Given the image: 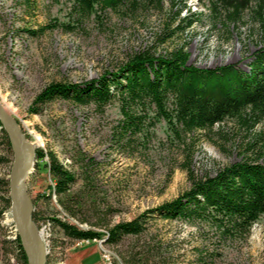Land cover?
I'll list each match as a JSON object with an SVG mask.
<instances>
[{"label": "rangeland", "instance_id": "obj_1", "mask_svg": "<svg viewBox=\"0 0 264 264\" xmlns=\"http://www.w3.org/2000/svg\"><path fill=\"white\" fill-rule=\"evenodd\" d=\"M263 48L264 0H0V102L35 149L26 190L45 264H264L263 212L159 208L219 176L262 201ZM137 55L149 78L180 60L181 79L129 82ZM0 226V264H20L3 243L18 236L10 207Z\"/></svg>", "mask_w": 264, "mask_h": 264}, {"label": "trees", "instance_id": "obj_2", "mask_svg": "<svg viewBox=\"0 0 264 264\" xmlns=\"http://www.w3.org/2000/svg\"><path fill=\"white\" fill-rule=\"evenodd\" d=\"M254 63L256 67L259 68V74L262 75V80H264V48L257 52ZM146 64L147 62L142 58V56H135L131 60L128 69L125 71V74H123L122 77L129 79V82L132 81L135 83H138L140 81V78H143L142 80L149 86L168 82L170 81L172 76L181 79L183 70L180 68L181 62L178 59L166 60L165 62L161 63L158 67L157 74H155L154 72L153 78H149L147 76L146 70L143 68V66ZM115 79L117 87H120V82H118L116 77ZM113 80L111 78H109V80L102 79L97 83L95 87L91 86L90 89L86 88L82 92L86 93L87 89H89L91 92L93 91L95 93L99 92L106 94L109 92L110 83H114ZM59 91L65 93L64 88L62 87L59 88ZM74 93L75 95L78 94V92ZM197 99L202 104V118L204 122L211 123V120L208 119L207 116V109L209 108L210 104H212V100L206 99L204 98V96H199L197 97ZM0 133L2 140L1 144L5 147L7 153H11V146L8 136L1 126ZM4 161H6L5 158L0 157V164ZM249 170L250 168L246 167V173H248ZM257 177L263 180L262 175L258 174ZM8 186V180L0 179V200L1 202L3 200V204L0 206V220L3 216V213L10 207ZM2 191L4 193L3 195L1 194ZM199 196L201 198H199ZM262 198V201H259L253 194V192H251L249 189H245L244 187L235 184L231 179H226V177L219 176L215 178H205L195 181L192 184L191 189L184 195V198H181L182 200H174L172 202L161 205L159 208L162 209V211H164L167 216L169 215L171 217L185 215V208L187 206H190L191 204H206L207 206L223 210L239 208L247 212L264 213V196ZM31 219L35 222L36 215L33 212H31ZM56 224L58 227H60L63 234L74 240L92 241L95 239H100L104 236L102 233L94 232L92 230L76 229L75 227L66 223L56 222ZM0 228L2 229L3 227L0 226ZM3 243L9 244L13 248V251L15 252L17 260L20 264H27L26 255L21 247L19 236L16 235L12 240H4Z\"/></svg>", "mask_w": 264, "mask_h": 264}, {"label": "water", "instance_id": "obj_3", "mask_svg": "<svg viewBox=\"0 0 264 264\" xmlns=\"http://www.w3.org/2000/svg\"><path fill=\"white\" fill-rule=\"evenodd\" d=\"M0 126L6 132L13 152L9 176L10 209L27 264H45V248L31 219V202L26 179L31 173L36 153L17 121L0 102Z\"/></svg>", "mask_w": 264, "mask_h": 264}, {"label": "bare ground", "instance_id": "obj_4", "mask_svg": "<svg viewBox=\"0 0 264 264\" xmlns=\"http://www.w3.org/2000/svg\"><path fill=\"white\" fill-rule=\"evenodd\" d=\"M11 208V207H10ZM39 235V234H38Z\"/></svg>", "mask_w": 264, "mask_h": 264}]
</instances>
